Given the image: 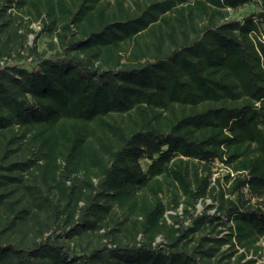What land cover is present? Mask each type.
Wrapping results in <instances>:
<instances>
[{"label":"trees","instance_id":"obj_1","mask_svg":"<svg viewBox=\"0 0 264 264\" xmlns=\"http://www.w3.org/2000/svg\"><path fill=\"white\" fill-rule=\"evenodd\" d=\"M262 238L264 0H0V264H264Z\"/></svg>","mask_w":264,"mask_h":264},{"label":"rangeland","instance_id":"obj_2","mask_svg":"<svg viewBox=\"0 0 264 264\" xmlns=\"http://www.w3.org/2000/svg\"><path fill=\"white\" fill-rule=\"evenodd\" d=\"M250 10H251L250 7L249 8L245 7V8L239 9L238 11L232 13V17L235 19H240L243 15L247 14ZM32 27L35 31L39 30L38 24H34ZM32 40H33V34L32 35L30 34L28 37V43L31 44ZM44 43H45V38L40 37L38 39V42H37V46H38L39 50H43L45 48ZM227 171L228 170L223 165L218 163V164H216V167L214 169V175L213 176H214V178H216V177L221 178L224 174L227 173ZM202 208H203V205L201 203L196 205L197 211H200ZM261 244L264 246V238H262ZM262 260H264V253H263Z\"/></svg>","mask_w":264,"mask_h":264},{"label":"built area","instance_id":"obj_3","mask_svg":"<svg viewBox=\"0 0 264 264\" xmlns=\"http://www.w3.org/2000/svg\"><path fill=\"white\" fill-rule=\"evenodd\" d=\"M212 181H214V176L212 177Z\"/></svg>","mask_w":264,"mask_h":264}]
</instances>
